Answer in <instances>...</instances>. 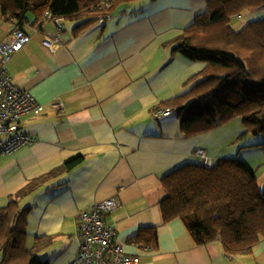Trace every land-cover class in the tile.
Listing matches in <instances>:
<instances>
[{
  "label": "crops",
  "instance_id": "obj_1",
  "mask_svg": "<svg viewBox=\"0 0 264 264\" xmlns=\"http://www.w3.org/2000/svg\"><path fill=\"white\" fill-rule=\"evenodd\" d=\"M173 1L176 7L172 0H161L155 16L146 12L124 20V11L111 14L76 35L75 22L67 26L63 21L65 30L54 50L42 44L55 30L53 21L20 25L28 32L37 26L38 31L7 68L13 82L28 90L42 109L20 120L21 129L35 141L0 154V206L30 179L76 153L83 155L79 164L21 200L31 206L27 229L34 236L54 235L42 249L50 264H68L74 258L80 244L78 213L111 197L120 206L104 220L139 264H264V239L250 252L231 256L218 240L195 243L180 219L162 221L161 176L180 163H199L197 147L211 160L225 156L217 145H209L211 131L187 137L173 112L161 116L151 111L183 92L188 79L204 67L166 45L191 23L172 21L173 9L188 4ZM7 23L13 26L0 23V41L15 28ZM142 226L157 228L155 248L128 241Z\"/></svg>",
  "mask_w": 264,
  "mask_h": 264
},
{
  "label": "trees",
  "instance_id": "obj_2",
  "mask_svg": "<svg viewBox=\"0 0 264 264\" xmlns=\"http://www.w3.org/2000/svg\"><path fill=\"white\" fill-rule=\"evenodd\" d=\"M131 1L136 0H0V19L21 28L23 22L36 25L48 20L44 14L49 12L62 22H75L72 33L76 35ZM205 1L207 9L168 42L172 51L201 61L204 67L188 79L183 92L157 103L151 111L169 108L187 137L238 117L243 124L238 139L261 136L264 147V17L252 19L237 30L231 24L233 16L264 7V0ZM62 25L61 32L65 30ZM249 32L262 37L256 43ZM82 160L81 153L68 157L56 168L27 181L0 206V264H50L38 252L54 235L29 238L31 206L22 207L20 202ZM256 170L247 161L227 155L213 164L203 165L199 157V163L174 166L160 178L162 221L180 219L198 245L218 240L228 255L250 252L264 239V188L257 184ZM128 241L155 248L157 228L139 227Z\"/></svg>",
  "mask_w": 264,
  "mask_h": 264
},
{
  "label": "built area",
  "instance_id": "obj_3",
  "mask_svg": "<svg viewBox=\"0 0 264 264\" xmlns=\"http://www.w3.org/2000/svg\"><path fill=\"white\" fill-rule=\"evenodd\" d=\"M45 18L53 21L55 30L42 40L50 50L56 49L61 42L62 19L45 12ZM31 32L15 28L6 39L0 41V154H11L20 147L33 143L35 139L21 129L20 120L26 116L40 113L42 105L26 89L13 83L7 64L11 57L20 51L38 31L37 26ZM55 107L60 109L59 104ZM169 108L155 112V115L167 116ZM203 165L210 164L205 150L195 149ZM120 206L114 197L95 202L77 215L80 231V244L75 257L68 264H139L135 255L125 252L123 245L115 240V231L104 220V214L111 213Z\"/></svg>",
  "mask_w": 264,
  "mask_h": 264
},
{
  "label": "rangeland",
  "instance_id": "obj_4",
  "mask_svg": "<svg viewBox=\"0 0 264 264\" xmlns=\"http://www.w3.org/2000/svg\"><path fill=\"white\" fill-rule=\"evenodd\" d=\"M187 1H188L187 6L183 5L182 10L173 9L172 21L192 22L197 14L202 13L207 9V3L205 0H187ZM160 2L161 0L131 1V2L124 3V4H120L118 9L115 10L112 14L115 15L116 17L117 13L120 12V9L126 6L123 9V11L126 14H122V19L124 20L128 18L127 15H136L137 17H142L143 13H146V12H150L152 13V16H155V14L158 11L156 8L159 6ZM171 4L174 7L177 6V3L173 0ZM262 17H264V7L257 8V9H249V10L243 11L240 15L233 16L231 18V24L233 28L237 30L241 28L246 22L252 19H259ZM64 22L67 26L72 25V22L70 21L65 20ZM0 23L3 26H6V28L9 27L10 25L9 23L4 22L2 20H0ZM10 26L12 27L13 24H11ZM248 36L256 40V43L262 37L261 35L258 36L256 33L252 34L251 32L248 33ZM252 39L250 40L253 41ZM166 45H170V44L167 43ZM261 56L262 57L260 58L263 59V55ZM188 60L189 59L187 58V61ZM242 130H243V124L241 123L240 118L236 117L232 119L231 121H229L228 123L220 125L213 130H210L211 136L207 140L210 143L209 145L211 144L217 145L220 152L224 151L225 155L243 159L247 161L253 168H256L257 169L256 170L257 184L260 187V189H262L264 188V147L261 144V142L263 141V138L261 136L248 135L245 139L239 140L238 135L242 132ZM221 156H224V155H221ZM219 157H217L215 160L210 159V163L213 164ZM27 204H28V200H24L20 202V205L22 207L26 206ZM32 233L33 232L31 231V229L30 230L27 229V236H29V238H33L34 235ZM28 242H29L28 245H30L29 239H28ZM38 255L42 257V251H39Z\"/></svg>",
  "mask_w": 264,
  "mask_h": 264
}]
</instances>
